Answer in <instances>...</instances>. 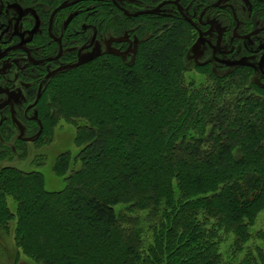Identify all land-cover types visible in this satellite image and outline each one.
I'll list each match as a JSON object with an SVG mask.
<instances>
[{"label": "trees", "instance_id": "obj_1", "mask_svg": "<svg viewBox=\"0 0 264 264\" xmlns=\"http://www.w3.org/2000/svg\"><path fill=\"white\" fill-rule=\"evenodd\" d=\"M163 1L99 3L94 32L104 31L114 51L104 47L33 85L17 119L6 112L0 123L4 155L10 144L26 149L13 137L18 124L35 145H48L61 121L75 131L77 153L54 159L53 174L63 181L56 192L38 171L0 168V223L15 221L16 242L36 264H231L233 255L238 264H264V235L252 230L264 216V87L249 68L189 70L194 28L174 6L163 10L176 15L135 19L120 10L138 13ZM177 1L193 21L212 5ZM256 12L264 19V8ZM245 16L238 15L249 27ZM133 24L147 34L135 47L126 34ZM51 43H44L46 57L57 52ZM121 50L135 55L127 61ZM227 237L232 256L221 250Z\"/></svg>", "mask_w": 264, "mask_h": 264}, {"label": "rangeland", "instance_id": "obj_2", "mask_svg": "<svg viewBox=\"0 0 264 264\" xmlns=\"http://www.w3.org/2000/svg\"><path fill=\"white\" fill-rule=\"evenodd\" d=\"M63 1L67 0H0V14L4 17V21H9L12 31L19 32L26 41L32 40L33 43L35 42L38 45L39 56H49L43 53L44 43L48 40L50 41L47 36L49 15ZM104 1L106 0H87L79 5L61 11L59 17H55L53 28L57 31L54 34L57 37L62 36L63 38L64 54L61 61L36 66L24 54H13L0 63V123L3 117H5L6 112L12 118L15 117L17 119L19 109H21L20 107L24 102V94L33 85L39 82L42 86V83L46 81L49 75L72 67V64L76 62L87 60L88 55L93 54V52H101L104 47L105 51H114L115 47L112 46V43L109 44L106 41L110 38L104 37V31H100L99 36L94 32L97 29L95 25L96 19L92 20L91 16L96 14L98 4ZM195 1L202 8L206 6L207 2H210L211 4H219L221 6L227 5L228 9H210L207 15L205 14L203 20L211 21L216 25L209 33V27H200L202 33H208L206 36L201 35L196 30L192 31L193 41L186 52V67L191 70L192 66L195 65L198 67L208 66V68L216 73L220 71L226 73L232 68H249L252 70V81L258 86L264 87V77L258 71V60L264 52V35H254L249 40H240L235 38L233 33L237 24L236 35L240 36L251 33L256 28L264 25V19L256 12V9L264 8V0ZM120 2H124V0H120ZM155 6H146L147 8L144 9H151ZM128 13L133 14L135 12ZM239 13H243L248 17L251 23L249 27H246L245 23H243L245 19L242 20L238 17ZM163 14L172 16L176 15V12L165 9L162 12ZM234 15L236 20L233 17ZM193 17L194 22L199 26L198 20L200 15ZM83 18H88L85 23L82 22ZM71 23L72 25L68 33L65 34L63 28H67ZM127 28L129 32L126 34H129L130 39L127 41L131 47H135L147 35L135 30L137 24L130 25ZM119 30H122L121 27ZM83 32L86 34L85 40L81 39V33ZM51 44L53 45V49L54 47L57 49L54 42ZM1 50L2 47H0ZM120 54L125 55V60L131 61L135 52L127 51L126 53V50H121ZM262 69L264 70V65ZM190 73L186 77L194 74V71ZM30 109V106H27V109L24 110V118H30L31 114L34 113ZM16 127H18V133L20 134L17 135L15 133L17 129L13 127V134H15L13 137L18 136L27 142L26 149L25 151L20 148L16 150L15 146L10 144L9 152L5 153V155L0 153V168L3 164L7 163L24 170L38 171L44 175L48 190L56 192L61 189L63 187L62 178L53 174L52 167L54 159L58 155L64 152L77 153L78 148L74 144V129L64 121H61L54 129L52 140L48 145H41L39 143L35 145L31 143L33 137L25 138V129L21 128L19 124ZM28 134L33 136V133L29 130ZM3 150L0 147V152ZM9 153H15V157L7 161L6 158L9 156ZM20 153L23 154L22 157H18ZM9 207L12 212L15 210L12 202H9ZM15 226V221H11L7 227H4L0 223V264H36L19 248L15 239L16 236L14 235ZM252 230L253 232L261 231L264 235V216L262 214L258 215ZM231 240V237H227L221 243V250L225 252V256H232L230 251H232L233 241ZM228 256L225 258L228 259ZM233 257V259L232 257L229 259V263L238 264L241 258L236 255H233Z\"/></svg>", "mask_w": 264, "mask_h": 264}, {"label": "water", "instance_id": "obj_3", "mask_svg": "<svg viewBox=\"0 0 264 264\" xmlns=\"http://www.w3.org/2000/svg\"><path fill=\"white\" fill-rule=\"evenodd\" d=\"M85 0H72V1H65V2H62L61 5H59L58 7H56L51 15H50V18H49V31L51 30L52 28V24H53V20L55 18V16L65 10V9H68L70 7H73V6H76L82 2H84ZM111 2L115 5V6H118L116 2V0H111ZM174 6L177 10V13L181 16V18H183V20H185L192 28H194V30H196L197 32H199L201 35L203 36H206L213 28V26L215 24H213L212 22H209L208 24L206 25H209L210 26V30L208 31V33H202L199 29V27L197 26V24L192 20L190 19L189 17H187V15L185 14L184 12V9L183 7L179 4V2L177 0H169V1H163L161 2L158 6H156L155 8H152V9H146V10H141V11H138L133 13V14H129L127 11H125L124 9L120 8L121 12H123L127 17H139V16H155V15H158V14H161L163 12V8L165 6ZM226 7L228 6H220L219 4H214L210 7H207L205 8L203 11H201L202 13L200 14V17H199V20H198V23L200 25H202V18L203 16L205 15V11H207L208 9H225ZM234 19L236 20V17L235 15L233 16ZM237 27H238V24L236 25L235 29H234V37L235 38H238V39H241V40H249L251 39L254 35H259L261 33L264 32V27L263 28H258L256 30H254L253 32H251L250 34L248 35H245L243 37H239L236 35V31H237ZM51 32V31H50ZM55 41L57 42L58 44V47H59V53L56 57L54 58H47V59H44V60H34L32 59L29 55H28V58L30 59L31 63L33 65H36V66H40V65H43L45 63H52V62H55L57 61L63 54V48H62V43H61V39H55ZM17 49L16 47L14 48H11V49H7L6 51H4L1 55H0V60L3 59L10 51L12 50H15ZM96 52H93V54H95ZM93 54L91 55H88V58L89 59ZM259 69L261 70V67H262V64H263V61H264V53L261 57V59L259 60Z\"/></svg>", "mask_w": 264, "mask_h": 264}, {"label": "flooded vegetation", "instance_id": "obj_4", "mask_svg": "<svg viewBox=\"0 0 264 264\" xmlns=\"http://www.w3.org/2000/svg\"><path fill=\"white\" fill-rule=\"evenodd\" d=\"M67 1H72V0H67ZM63 2H65V1H63ZM59 5H61V4H59ZM58 5V6H59ZM79 5V4H78ZM212 5H214V4H212ZM211 5V6H212ZM57 6V7H58ZM221 6V5H220ZM224 6H227V5H224ZM227 9H228V7H226ZM225 8V9H226ZM55 9V8H54ZM53 9V10H54ZM52 10V11H53ZM52 11H51V13H52ZM51 13H50V15H51ZM60 13V12H59ZM50 15H49V18H50ZM58 15V14H57ZM56 15V16H57ZM55 16V17H56ZM205 16V15H204ZM203 16V17H204ZM55 19V18H54ZM54 21V20H53ZM209 22H211V21H205V20H203V18H202V25H200L199 23V29H200V31H201V28L200 27H204V26H206V27H209L208 28V31L210 30V26L209 25H206V24H208ZM213 23V22H212ZM214 24V23H213ZM216 27V25H214L213 26V28H212V30L214 29ZM263 28V27H262ZM237 29H238V27H237ZM256 29H258V28H256ZM255 29V30H256ZM66 30V27H64L63 28V31H65ZM211 30V31H212ZM51 31V32H50ZM49 31V19H48V23H47V36H48V38L52 41V42H54V44H56V46H57V53L55 54V56H53V57H51V58H54V57H56L57 55H58V53H59V47H58V44H57V42L55 41V39H61V43H62V48H63V38H62V36H59V34H58V36L59 37H57L54 33L55 32H53V24H52V28H51V30ZM210 31V32H211ZM202 32V31H201ZM234 33V32H233ZM264 33V32H263ZM248 34H250V33H248ZM248 34H246V35H248ZM262 34V33H261ZM260 35V34H259ZM237 36H239V37H243V36H245V35H237ZM238 39V38H237ZM241 40V39H240ZM0 47H2V50L0 51V55L4 52V51H6L7 49H11V48H14V47H16L17 49H15V50H12V51H10L3 59H1L0 60V63L1 62H3L4 60H6L9 56H11V55H13V54H24V56L26 57H28V55L32 58V59H34L33 57H32V55H33V50H34V47H33V42H32V40H29V41H26L24 38H23V36H21V34L19 33V32H15V31H12L11 30V28H10V23H9V21H4V17L0 14ZM264 53V52H263ZM263 53L261 54V56H260V59H261V57H262V55H263ZM62 56H63V54H62ZM61 56V57H62ZM35 57H37V59H34V60H44V59H47V58H50V57H46V56H39V54H36V56ZM60 57V58H61ZM59 58V59H60ZM58 59V60H59ZM259 59V60H260ZM57 60V61H58ZM258 60V61H259ZM57 61H55V62H57ZM55 62H52V63H55ZM260 62V61H259ZM259 62H258V71L260 72L259 74H261L262 75V77H264V70L262 69V67H263V65H264V61H263V64H262V67H261V70L259 69ZM45 64H47V63H45ZM44 65V64H43ZM41 66V65H40Z\"/></svg>", "mask_w": 264, "mask_h": 264}]
</instances>
